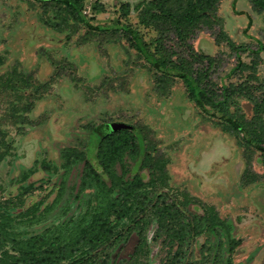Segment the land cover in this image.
Returning <instances> with one entry per match:
<instances>
[{
	"label": "rangeland",
	"instance_id": "obj_1",
	"mask_svg": "<svg viewBox=\"0 0 264 264\" xmlns=\"http://www.w3.org/2000/svg\"><path fill=\"white\" fill-rule=\"evenodd\" d=\"M148 1L83 0V23L63 5L0 0V210L23 222L17 230L24 234L61 230L94 203L95 184L83 181L90 129L123 123L143 135L169 190L232 224L233 264H263L264 155L204 114L180 80L157 73L131 44L122 26L136 29L151 52L159 44L157 32L138 22L135 6ZM217 17L186 44L214 59L204 83L215 100L233 90L227 112L250 120L257 109L264 123V8L220 0ZM177 40L164 36L165 55L191 62L192 74L206 70ZM142 169L148 180L153 171ZM202 242L186 264L202 261ZM134 245L133 238L121 255ZM152 249L140 264H161L165 253Z\"/></svg>",
	"mask_w": 264,
	"mask_h": 264
},
{
	"label": "trees",
	"instance_id": "obj_2",
	"mask_svg": "<svg viewBox=\"0 0 264 264\" xmlns=\"http://www.w3.org/2000/svg\"><path fill=\"white\" fill-rule=\"evenodd\" d=\"M35 1L63 5L74 20L85 23L83 0ZM252 1L264 8V0ZM219 5L220 0H150L137 4L139 24L157 32L159 44L154 52L143 44L136 29L121 28L153 70L165 78L180 80L197 108L222 120L246 145L264 155V123L258 110H254L250 120L234 119L227 112L226 102L233 90L226 94L223 88L219 92L221 100H215L217 96L210 91L208 82L204 83L214 59L192 53V47L186 44L190 34L202 24L219 21ZM170 33L191 50V56L195 55L193 62H206V70L192 74L188 69L191 62L174 58L177 54L165 55L161 43ZM108 125H99L89 132L83 181L95 184L92 206L50 235L48 231L26 235L17 230L23 222H16L0 210V264H140L149 259L154 245L165 253L161 264H186L195 258L192 246L198 238H203L198 250L202 261L193 264H233L232 255L239 240L232 237V224L213 207L184 192L168 189L158 161L152 163V154L137 128L126 124L130 129L113 132ZM78 154L69 155L68 161ZM142 168L153 171L148 180ZM133 238V251L125 258L120 249ZM214 240L217 244L211 245Z\"/></svg>",
	"mask_w": 264,
	"mask_h": 264
},
{
	"label": "water",
	"instance_id": "obj_3",
	"mask_svg": "<svg viewBox=\"0 0 264 264\" xmlns=\"http://www.w3.org/2000/svg\"><path fill=\"white\" fill-rule=\"evenodd\" d=\"M109 128L111 131H117V130H121V129H126V128H129L126 124H123V123H110L109 125Z\"/></svg>",
	"mask_w": 264,
	"mask_h": 264
}]
</instances>
